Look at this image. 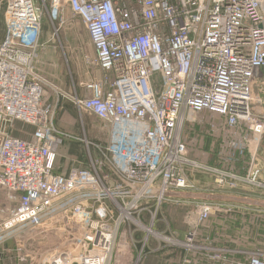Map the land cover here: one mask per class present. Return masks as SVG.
I'll return each instance as SVG.
<instances>
[{
    "label": "built area",
    "instance_id": "1",
    "mask_svg": "<svg viewBox=\"0 0 264 264\" xmlns=\"http://www.w3.org/2000/svg\"><path fill=\"white\" fill-rule=\"evenodd\" d=\"M4 3L0 186L19 204L0 220V246L12 240L19 264H148L155 252L166 254L159 264H264V0ZM68 12L105 74L74 99L111 126L104 175L90 151L88 168H53L67 135L36 62L46 16L57 35ZM18 121L34 127L31 139L13 134ZM192 123L208 125L217 165L191 155L207 151L187 137ZM165 205L189 210L187 231L158 218Z\"/></svg>",
    "mask_w": 264,
    "mask_h": 264
},
{
    "label": "crops",
    "instance_id": "2",
    "mask_svg": "<svg viewBox=\"0 0 264 264\" xmlns=\"http://www.w3.org/2000/svg\"><path fill=\"white\" fill-rule=\"evenodd\" d=\"M4 11V0H0V40L3 39L6 31ZM45 26L46 18L43 24L41 45L38 50L39 56L36 62V73L43 80L45 99L54 108V110L57 111L58 115L56 121L54 120V123L56 122V127L63 132L64 130L62 129V126L64 123L67 121L66 123L68 125L71 124V117L68 115L71 109L74 110L75 113L78 111L80 114H83L78 110L74 99H82L91 95V91L87 88V85L92 81L102 80L105 74L100 68L91 65L88 61V57L92 58L95 56L94 48H92L93 54L88 55L84 58L85 60L83 59V66L80 65V68L77 67L75 69V73L71 67H66L65 61L62 60L58 51L57 44L49 39L46 41L43 40L44 28H46ZM109 77L111 81L115 79V75L113 73H110ZM103 89L105 91L110 90L111 85L104 84ZM100 122L105 125L104 127L106 128V139L103 143L89 142L87 139H82L81 137L79 139V136L77 138L62 135L57 137L58 140L53 145V151L58 153L60 149L62 150L61 156L65 161V167L62 171L60 170V167L57 169L53 167L56 173H68L69 170L75 166L90 167L91 160L88 151L91 152L99 173L104 175L111 172L109 167L104 163L103 156L100 152V147H105L109 143L111 126L101 120ZM25 127H28V132H24L25 134L22 136V132ZM208 128V125L204 123H192L186 126L187 137H190V140L193 141L194 145L195 142H197L199 147H203L207 150L198 151L197 149H194L193 151H190V153L200 162L217 165L220 163V160L217 159L216 154L219 153L220 147L214 146L212 139L208 136H201V133L207 132ZM33 133L34 127L21 121L16 123L13 130V134L15 136L26 140L31 139ZM205 138H209L208 142ZM232 149L231 151H235V149ZM84 151H86V154H84ZM239 170L241 171L240 166ZM194 180L197 183H203L208 181L209 178L199 174ZM116 181L117 179L112 176L109 183L112 184ZM10 195L11 193L7 189L0 186V220L7 217L11 210L19 204V201L16 198H11ZM14 248L15 246L12 240L7 241V243L0 246V264H19L15 260V256L13 254Z\"/></svg>",
    "mask_w": 264,
    "mask_h": 264
},
{
    "label": "rangeland",
    "instance_id": "3",
    "mask_svg": "<svg viewBox=\"0 0 264 264\" xmlns=\"http://www.w3.org/2000/svg\"><path fill=\"white\" fill-rule=\"evenodd\" d=\"M66 23L63 24L61 29L58 31L57 35H54V28L50 25L49 20L46 16V28H44V38L43 40H50L57 44L58 51L62 60L65 61L66 67H71L75 73L77 67L83 66V59L88 55H92V44L89 39L87 29L79 16L73 15L71 12H68L65 17ZM93 58V57H92ZM85 60V59H84ZM86 62V61H85ZM81 65V66H80ZM256 86V85H255ZM255 97H263V94L259 91L258 86L254 88ZM57 111H55L54 120L57 119ZM71 117V124L68 125L64 123L62 126L63 132L71 137L80 139H87L89 142L93 143H103L106 139V128L104 127L99 119L94 115H89L87 113L80 114L78 111L75 113L74 110H70L68 113ZM59 118V117H58ZM56 123V122H55ZM24 132H28V127L23 129ZM81 143V142H80ZM86 154V151H84ZM62 150L60 149L58 153H54V167L57 169L60 167L62 171L65 167V161L62 159ZM188 209H183L173 205H165L162 212L159 213L158 218L167 220L170 228L177 233H183L187 231L186 216ZM127 228V227H126ZM158 229L165 228V223H158ZM182 236V235H180ZM142 237H145V233L142 234ZM153 241H156L155 238H152ZM152 242V241H151ZM150 242V243H151ZM180 254V253H179ZM128 258H131V252L127 253ZM166 259V254L155 252L150 253L148 257V264H159Z\"/></svg>",
    "mask_w": 264,
    "mask_h": 264
},
{
    "label": "water",
    "instance_id": "4",
    "mask_svg": "<svg viewBox=\"0 0 264 264\" xmlns=\"http://www.w3.org/2000/svg\"><path fill=\"white\" fill-rule=\"evenodd\" d=\"M72 264H78V262L75 261V262H73Z\"/></svg>",
    "mask_w": 264,
    "mask_h": 264
},
{
    "label": "trees",
    "instance_id": "5",
    "mask_svg": "<svg viewBox=\"0 0 264 264\" xmlns=\"http://www.w3.org/2000/svg\"><path fill=\"white\" fill-rule=\"evenodd\" d=\"M209 138H207V142H208Z\"/></svg>",
    "mask_w": 264,
    "mask_h": 264
}]
</instances>
